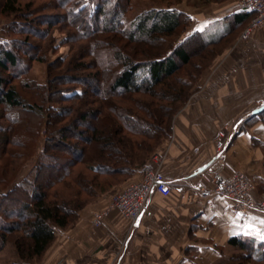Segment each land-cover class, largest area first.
Returning <instances> with one entry per match:
<instances>
[{"label":"trees","instance_id":"1","mask_svg":"<svg viewBox=\"0 0 264 264\" xmlns=\"http://www.w3.org/2000/svg\"><path fill=\"white\" fill-rule=\"evenodd\" d=\"M20 2L0 0V15L22 13ZM54 2L49 7L64 13L43 24L47 25L46 33L61 26L65 35L50 49L55 52L65 44L90 42L82 46L81 57L74 58L77 61L92 55L97 69L93 78L98 80L94 86L75 76L61 77V82L51 75L46 84L26 79L31 63L44 59L31 51L25 56L29 65L22 61V43L10 36L24 30L1 26L0 108L5 111L1 119L9 125L0 126V250L11 243L18 257L9 264H38L59 230L73 224L83 208L130 179L148 162L172 136L175 116L197 90L207 68L196 65L197 73L190 80L179 79L183 66L191 65L195 54L185 50L191 39L182 40L192 23L187 13L174 8L151 11L137 17L128 30L124 18L130 0ZM244 13L241 27L252 18L251 13ZM26 24L25 29L31 30L32 23ZM234 30L200 47L217 46ZM44 33L38 30L34 37L45 40ZM171 38H176L172 47L160 50L159 44ZM109 39L113 41L110 44ZM104 43L107 47L99 49ZM74 68L70 70L89 67L79 62ZM16 81L24 90H31V100L18 90ZM135 94L148 99H136ZM119 100L125 104L120 105ZM69 103L74 105H65ZM246 121L264 123V108ZM33 157L36 164L26 175H19L24 165L17 172L15 168L9 171L19 165L15 161ZM230 244L242 251L230 264L264 261V252L255 255L254 241L236 237Z\"/></svg>","mask_w":264,"mask_h":264},{"label":"crops","instance_id":"2","mask_svg":"<svg viewBox=\"0 0 264 264\" xmlns=\"http://www.w3.org/2000/svg\"><path fill=\"white\" fill-rule=\"evenodd\" d=\"M242 1L174 8L192 19L182 40L210 43L237 30L245 14ZM197 87L158 149L165 156L161 172L172 186L170 195L154 193L135 224L111 210L102 227H95V215L141 179L137 169L59 230L39 264H230L233 253L242 252L230 244L236 237L254 241L255 255H262L264 213L235 214L229 200L205 196L197 187L202 174L227 177L236 169L255 179L257 199L264 195V123L246 121L264 108V27L248 40L231 42Z\"/></svg>","mask_w":264,"mask_h":264},{"label":"rangeland","instance_id":"3","mask_svg":"<svg viewBox=\"0 0 264 264\" xmlns=\"http://www.w3.org/2000/svg\"><path fill=\"white\" fill-rule=\"evenodd\" d=\"M20 1H21L20 2L21 6H22L21 8L22 13L17 14L16 16L15 15L13 16L0 15V26L5 25L7 27V25H11V26L15 25L16 27H20L22 31L24 30L23 31L24 33L22 32L21 34L19 33L11 34L10 36L12 37V39H16L19 41V43H22L21 44L22 61H25V63L29 65V62H27L28 59L25 56L28 53H31V51H32V54H34L35 56L43 57L44 59L43 61L35 60L34 62L31 63V67L27 69L26 79L36 81L39 84H46L49 81L50 77L52 78V76L56 77L54 80L60 79L61 82L64 80V79L62 80L63 77H65L66 79V76L68 77L75 76L81 80H84V79L86 81L88 80L90 81L89 83L96 86L97 85L96 80H98V78H93V75H96V72H97V69L94 66L95 58L92 55L86 58L85 57L80 58V60H77V61L74 58L75 56L77 57V55H80V50H82L81 49L82 46L86 47L90 45V42L80 41V42H76L75 44H71V43L65 44V45H62V47L56 49L55 52H52V50L50 49L53 43H56V46H57V44L60 41V38L64 37L65 35L64 31H60L61 26H55L54 31L49 30L48 33H46L47 25L43 24L45 22H48V18L51 19L54 17H58L64 13L61 10L51 9L49 7V6H52L50 5L51 3L55 4L54 0H20ZM224 1L226 0H220V1L212 0L209 2L207 0H130L128 10L125 13L124 26L128 30H131V24L137 17L147 14L148 12H151V11H160V10H164L168 8H176L180 5L187 6L189 8L203 7L211 3H221ZM27 5L31 6L29 10H28L29 6L27 7ZM28 21L29 23H32L29 26L31 30L25 29L26 27H28L26 26L27 25L26 22L28 23ZM248 23L246 25H243V27H240L237 30H234L230 36H228L223 42H221V44H218L217 46H212V47L202 50L203 48L200 47V44L198 43V41H193V42L188 43L185 46V50L189 52H193L195 54L193 55V58H192V64L189 66H183L179 74V79H181V82H183L186 79L190 80L191 79L190 76L197 73V67H195L196 65L201 64V65L207 66L208 68L216 60V58L220 54L223 53L225 48L231 42H234L235 40L240 38L243 30L246 28ZM38 30L40 32L44 31L46 33V34L44 33L45 40H40L34 37L35 36L34 32ZM27 33H30L31 36L30 37L27 36ZM176 38H171L169 40H166L164 44H159L161 48L159 46L157 48L158 49L160 48L161 50L162 48L168 49L169 47H172V45L174 44L173 40H175ZM106 41H108L107 42L108 44L113 42L112 39H109ZM116 43L120 45L123 42L119 41L118 43V41H116ZM108 44L100 47L99 49L101 48L104 49L105 47H107ZM31 45L34 46V49L31 47ZM79 62L86 63L89 68L84 69V70L80 68V70L72 72V70L75 69L74 64H79ZM22 66L23 64L20 65L21 68ZM206 69L202 71V74L205 73ZM199 72H201V70ZM15 83H16L18 90L24 96L27 95L28 98L31 100L32 98L30 97L33 94L31 90H24V88L22 87L19 81H16ZM71 85L69 86L74 87V84H71ZM69 86H64V87H69ZM134 96L136 99H139V100L148 99L146 96L142 94H135ZM55 99L57 100V96H55ZM122 101L121 100L118 101L120 105H122V103L125 104ZM65 105H74V103H69ZM4 115H5V111L0 108V126L1 127H6L9 125L6 119L4 120L1 119L4 117ZM22 117H25V113L22 114ZM33 121H37V120L33 118ZM44 135L45 134L41 136L44 137ZM16 149L20 150L19 148H16ZM158 149H156L151 154V156L149 157V160L154 156V154L158 152ZM14 163L15 165H17L18 163L19 165L17 167L11 166L9 168V171L11 172L15 168V170L17 169L16 170L17 172L19 170V167L24 165L23 168H20L21 172L19 174L21 176L22 175L24 176L36 164V158L33 157V159L31 158L29 160H22L21 162L15 161ZM263 196L264 195H262L260 198H262ZM237 254L233 253V256ZM17 260H18V257L16 254V250L11 243L7 244L2 250H0V264H9V263L16 262ZM28 263L34 264L32 262H28ZM250 264H253V263H250ZM260 264H264V261L261 262Z\"/></svg>","mask_w":264,"mask_h":264},{"label":"built area","instance_id":"4","mask_svg":"<svg viewBox=\"0 0 264 264\" xmlns=\"http://www.w3.org/2000/svg\"><path fill=\"white\" fill-rule=\"evenodd\" d=\"M241 9L252 14L240 36L241 40H248L256 29L264 27V0H243ZM164 159V154H154L141 167V179L130 183L123 191L117 193L112 198L109 209L95 215L94 226L101 228L104 218L111 210H116L122 217L135 224L146 210L154 193L165 197L170 195L172 186L161 172ZM197 188L205 196H221L229 200L231 210L235 214L246 215L250 211L264 213V196L259 199L255 197V179L243 171L232 169L227 177L220 174H202Z\"/></svg>","mask_w":264,"mask_h":264},{"label":"snow or ice","instance_id":"5","mask_svg":"<svg viewBox=\"0 0 264 264\" xmlns=\"http://www.w3.org/2000/svg\"><path fill=\"white\" fill-rule=\"evenodd\" d=\"M260 224L264 225V219L259 221ZM261 240H264V234L260 235Z\"/></svg>","mask_w":264,"mask_h":264}]
</instances>
